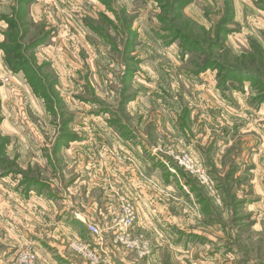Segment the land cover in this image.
<instances>
[{
  "label": "rangeland",
  "instance_id": "1",
  "mask_svg": "<svg viewBox=\"0 0 264 264\" xmlns=\"http://www.w3.org/2000/svg\"><path fill=\"white\" fill-rule=\"evenodd\" d=\"M111 160L165 208L145 232L121 196L128 263L264 264V0H0V187L54 199Z\"/></svg>",
  "mask_w": 264,
  "mask_h": 264
},
{
  "label": "crops",
  "instance_id": "2",
  "mask_svg": "<svg viewBox=\"0 0 264 264\" xmlns=\"http://www.w3.org/2000/svg\"><path fill=\"white\" fill-rule=\"evenodd\" d=\"M70 144L68 149L79 144V141L74 140ZM140 159H142L141 156ZM110 162L114 166L110 165L109 177L106 181L105 179L100 181L103 177L95 173L92 176L86 175L88 182L81 181V177L78 181H76L78 178H75L71 185L64 187L67 191L60 186L57 196L61 198L60 203L56 196L52 199L50 194L37 196L35 189L32 191L28 189L25 193L28 195L26 197L21 195L17 188L0 187V264H11L18 249L25 244H31L35 248L40 262L44 264H84L79 258L72 257L66 251V244L72 239L95 244V239L88 232L89 224L106 227L105 239L108 241H106L105 249L109 253V264H132L128 263L124 254L120 253V249L113 247L111 243L114 227L112 215L119 205L121 196L128 198L132 195L137 196L136 228L145 232H149L151 227L153 229L157 226L164 227L160 216L162 212H165V208L159 203L161 200L155 192L149 195V188L142 179L139 180L138 172L132 165L127 163L116 166V160ZM141 164L146 165L144 169L147 167L156 169L153 168L156 162H151L148 158L142 160ZM154 172L162 175L160 171ZM7 179L0 178V186L10 185ZM66 195H77L78 202L72 204L65 197ZM70 198L72 201L75 200ZM40 203H43L42 206ZM110 222L111 225H107ZM53 226L62 232L60 237H52ZM38 227L43 229L39 230ZM159 236L162 237V235ZM26 239L31 242H26Z\"/></svg>",
  "mask_w": 264,
  "mask_h": 264
},
{
  "label": "built area",
  "instance_id": "3",
  "mask_svg": "<svg viewBox=\"0 0 264 264\" xmlns=\"http://www.w3.org/2000/svg\"><path fill=\"white\" fill-rule=\"evenodd\" d=\"M135 212L130 204L125 203L115 214L113 222L112 244L116 247L137 252L140 258L150 254L149 247L142 236L133 235ZM88 232L97 240V247L88 241H78L71 245V251L80 256L87 264H109V253L105 249V230L94 224L88 225ZM99 246V247H98ZM14 264H43L39 263L36 250L33 246H26L17 254Z\"/></svg>",
  "mask_w": 264,
  "mask_h": 264
},
{
  "label": "trees",
  "instance_id": "4",
  "mask_svg": "<svg viewBox=\"0 0 264 264\" xmlns=\"http://www.w3.org/2000/svg\"><path fill=\"white\" fill-rule=\"evenodd\" d=\"M179 34L180 33L178 31H176V35H179ZM190 41H191V39H190ZM191 42H193V41H191ZM211 64L215 65L216 67L218 66L216 63H211ZM9 65H10V67H11L12 70L13 69L15 70V69H20L21 68L18 64H14L13 62L11 64H9ZM226 71H228V69H226Z\"/></svg>",
  "mask_w": 264,
  "mask_h": 264
}]
</instances>
